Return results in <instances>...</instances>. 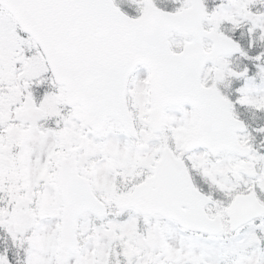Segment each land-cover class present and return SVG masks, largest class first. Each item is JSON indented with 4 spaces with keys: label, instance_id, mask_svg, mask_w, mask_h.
Returning <instances> with one entry per match:
<instances>
[{
    "label": "snow or ice",
    "instance_id": "6c2138e0",
    "mask_svg": "<svg viewBox=\"0 0 264 264\" xmlns=\"http://www.w3.org/2000/svg\"><path fill=\"white\" fill-rule=\"evenodd\" d=\"M0 264H264V0H0Z\"/></svg>",
    "mask_w": 264,
    "mask_h": 264
}]
</instances>
